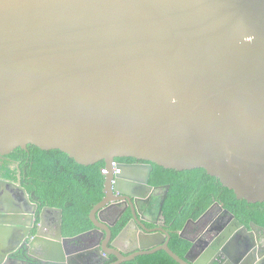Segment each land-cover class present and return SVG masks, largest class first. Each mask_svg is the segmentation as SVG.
Returning <instances> with one entry per match:
<instances>
[{
    "label": "water",
    "instance_id": "water-1",
    "mask_svg": "<svg viewBox=\"0 0 264 264\" xmlns=\"http://www.w3.org/2000/svg\"><path fill=\"white\" fill-rule=\"evenodd\" d=\"M29 144L108 169L89 231L64 237L63 210L43 209L60 217L45 260L59 261V242L87 237L92 246L66 264H104L109 255L121 264L159 250L203 264L176 254L164 228L147 226L164 218L170 185L155 201L138 186H149L152 164L202 168L238 199L264 203V0H0V154ZM119 157L147 162L135 167H146L145 178L121 163L115 172ZM11 187L30 213L8 203ZM118 203L125 207L105 219ZM128 206L133 218L113 237ZM36 209L20 182L0 178V264L17 248L7 250L10 234L35 226ZM35 241L23 243L27 258L9 256L14 264L39 258Z\"/></svg>",
    "mask_w": 264,
    "mask_h": 264
},
{
    "label": "trees",
    "instance_id": "trees-1",
    "mask_svg": "<svg viewBox=\"0 0 264 264\" xmlns=\"http://www.w3.org/2000/svg\"><path fill=\"white\" fill-rule=\"evenodd\" d=\"M0 165L3 178L20 182L33 201L63 210V232L76 236L93 228L90 212L105 196V162L82 165L59 149L43 150L29 144L4 155ZM14 163V165H12ZM152 184L168 183L170 190L163 215L171 235V249L179 254L191 243L179 236L187 220L199 218L214 202L225 205L238 218L252 219L264 226V203L237 198L202 168L178 171L153 164ZM129 215L113 227L115 237L127 224ZM115 257L110 261L113 262ZM121 264H180L165 252L139 255Z\"/></svg>",
    "mask_w": 264,
    "mask_h": 264
},
{
    "label": "flooded vegetation",
    "instance_id": "flooded-vegetation-1",
    "mask_svg": "<svg viewBox=\"0 0 264 264\" xmlns=\"http://www.w3.org/2000/svg\"><path fill=\"white\" fill-rule=\"evenodd\" d=\"M4 155L0 154V165L5 162L3 159ZM117 163H121L126 166L127 173L131 176L139 178L141 181L147 175L146 167L142 166L141 169H136V165H145L148 164L145 161L138 160L130 157H119L117 158ZM14 165V163H12ZM152 172H153V164H152ZM149 179V186L143 185L138 186V192L146 195L144 199L150 198H159L165 191V185H170L168 183L161 184H152L151 176ZM2 171L0 170V178L4 180L11 181L9 179L3 178ZM19 183V182H17ZM23 186V185H22ZM25 187V186H23ZM26 188V187H25ZM133 187H131L132 189ZM27 189V188H26ZM8 190V193H3L4 195H9L11 200L8 203H16L24 204V208L27 213H30L33 210V206L30 203H27L23 197V194L20 190L11 187ZM133 190V189H132ZM170 190V188H169ZM169 193V192H168ZM30 195V194H29ZM168 196V194H167ZM31 199V196H30ZM37 204V209L35 212V226L29 231L28 235L26 231L23 229L15 230L10 236L7 238L9 244H5L7 250H12L17 247L13 252L8 253L6 257L3 258L2 264H14V260L16 263L19 262L18 258L24 259L27 258L25 256L26 251L23 247L24 241L29 238L30 242L35 239V247L30 248V252L33 255L38 256V259H30L29 262L31 264H66L68 261V257L74 254L81 252L82 250H86L90 248L89 239L87 237H78L71 240L61 241L59 242L60 247L62 249L63 255L55 254L54 258H59V261H50L45 260V251H42V248H49L53 242H58L59 235V224L60 217L59 212L56 209L47 210L43 215L42 211L45 207L50 205H43L42 202L33 201ZM119 202V201H118ZM214 202L207 210L197 219L190 218L187 220L184 230V235L186 237H182L179 231V236L188 240L191 243V246L185 252H181L178 255L186 260V256L190 259L195 258L201 260L203 264H264V226L261 224L255 223L252 219L245 217L244 219L238 218L233 212H231L228 208L223 204V208ZM143 210L146 208L143 203ZM165 204V203H164ZM56 207V206H51ZM125 207V205L117 204L113 208L103 212V216L105 219H113L115 215L120 211L121 208ZM59 208V207H57ZM164 210V207H163ZM226 210L228 212H226ZM164 213V212H163ZM206 213V214H205ZM205 214V215H204ZM129 215V219L133 218L131 207L128 206L124 215L119 219L121 221L124 217ZM151 219H154V215H148ZM23 221L30 226L33 219L30 221L28 215L23 217ZM117 222V224L119 223ZM127 222V223H128ZM147 226L152 228H164L166 232L169 231L167 224L165 222V218L159 219L158 224H150L147 223ZM94 227V226H93ZM125 227V226H124ZM123 227V228H124ZM247 229V231L244 230ZM113 230V228H112ZM62 231H63V221H62ZM89 231V230H88ZM87 232V231H86ZM85 233V232H83ZM64 235V232H63ZM64 237L72 238L76 236H66ZM20 238V239H19ZM159 240V239H158ZM173 236L171 235L169 241V247L172 243ZM194 240V241H193ZM161 245V244H160ZM171 248V247H170ZM58 253H60L59 246H56ZM157 252H165V250H159ZM155 252V253H157ZM154 254V253H152ZM168 254V253H167ZM177 254V253H176ZM46 255H49L47 253ZM96 257V253H89L87 256ZM169 255V254H168ZM9 256H13L15 259L9 258ZM115 257L114 255H109V261L104 264L111 263V259ZM117 258L115 257L116 261ZM130 261V260H129ZM190 261V260H189ZM126 262V261H125Z\"/></svg>",
    "mask_w": 264,
    "mask_h": 264
},
{
    "label": "built area",
    "instance_id": "built-area-1",
    "mask_svg": "<svg viewBox=\"0 0 264 264\" xmlns=\"http://www.w3.org/2000/svg\"><path fill=\"white\" fill-rule=\"evenodd\" d=\"M113 165H114V168H115V172H120V169L117 168V162H114ZM102 172H103L104 174H106V173L108 172V169L105 168V167H103V168H102Z\"/></svg>",
    "mask_w": 264,
    "mask_h": 264
}]
</instances>
